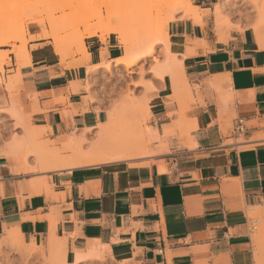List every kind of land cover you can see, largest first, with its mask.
Here are the masks:
<instances>
[{
  "label": "crops",
  "instance_id": "obj_1",
  "mask_svg": "<svg viewBox=\"0 0 264 264\" xmlns=\"http://www.w3.org/2000/svg\"><path fill=\"white\" fill-rule=\"evenodd\" d=\"M194 1L198 12H184L168 27L189 82L199 88L186 113L197 128L185 145L162 158L47 171L42 181L15 171L2 154L10 138L0 144V244L14 228L45 255L50 234L64 239L66 264L89 262H74L77 251L89 249L118 264H261L264 230L253 238L250 213L264 217V46L255 30L264 31V20L251 1L225 0L221 36L214 12L221 0ZM97 45L90 65L100 62ZM87 75L80 67L22 69L21 102L44 111L35 125L61 133L72 120L82 128L100 121V113L83 110ZM7 91L0 86L4 109L15 98ZM155 103L159 120L176 106ZM65 109L76 112L72 120ZM237 121L250 127L238 141L222 130Z\"/></svg>",
  "mask_w": 264,
  "mask_h": 264
},
{
  "label": "rangeland",
  "instance_id": "obj_2",
  "mask_svg": "<svg viewBox=\"0 0 264 264\" xmlns=\"http://www.w3.org/2000/svg\"><path fill=\"white\" fill-rule=\"evenodd\" d=\"M59 1L28 0L27 5L35 11H40V16L35 14V19L52 17L54 19L53 22H55H52V24L60 26L64 22L65 16L70 13L71 9L69 7L76 5V8H73L76 10L82 7L80 4H70L69 0ZM65 3L69 5L67 6ZM174 3V0H85V4L83 3V5L85 7L87 5V12L85 13L83 22L71 29L59 32L58 38L44 37V32L49 28H44L38 22L32 21L33 15H30L31 11L18 17L15 24V28L17 29L15 33L19 32V28L23 23L27 26V32L21 35L20 33L16 34L17 38L12 37L8 42H0V55L3 60V69H0L3 83L0 86L3 85L7 91L6 81L8 82L16 76L20 77V86L21 71L24 68H35L39 71H47L49 69L52 71L54 69L63 71L78 67L85 68L88 75L84 86L87 96L84 97L85 108L83 110L91 109L100 113L101 116V120L97 123L92 122L89 127L84 126L82 128L72 120L76 112H70L65 109L63 110V115L65 118L72 120V125L67 126L64 132H54L51 126H36L34 117L44 111L35 107L28 109L19 98L20 87L16 86L12 92L7 91V99H10V96L17 98L23 112L29 116L35 130L37 129L35 136L37 142L39 141L41 144L45 143L48 149L58 151L60 148L58 153L65 156L71 153L68 148V142L73 136L82 140V148L87 151L91 149L92 145L99 138L103 128L106 125L114 124L116 127L114 133L117 137L125 136L136 139L142 137L144 133H146V137L149 134L148 139L150 141L148 143L150 149L155 150L154 153H156L148 157H134L127 160L162 158L178 147L185 145L186 138L192 136L191 132L196 129L194 127L195 123L197 124L195 118L187 117L186 113L196 102L193 92L194 90L198 91L199 88L189 82L185 72L187 82L186 84H181L178 91L174 93L166 88L165 83L162 82L154 71L156 65L164 59V46L158 44L152 55L137 61L129 68L122 64L114 65V59L119 55L122 56L125 52L127 53L126 49L135 45L140 39H143L144 43H142L141 49H144L149 39L155 37L161 31L169 35V24L184 13L178 11L175 14V18L167 23L170 15L169 12ZM0 18H6V13L0 12ZM87 25H90L91 31H96V34L90 35L85 33L83 38L78 40V37L85 32ZM217 26L218 24H216V30ZM64 37H67V39H63ZM123 37L126 38V41ZM98 42L103 46L100 50V62L96 65H90L91 59L88 60L87 55H84L82 52L83 44L86 45L90 53L98 47ZM25 47H27V50H25ZM174 48L173 46V50L175 51ZM109 49H114L111 54ZM103 57L107 62H110L111 70H106L103 67ZM40 58H43V60L40 61ZM22 60L25 61V64L23 63L20 66L19 63ZM80 62L82 64L79 65ZM176 79L179 81L180 76L176 75ZM35 100L36 98H34ZM64 101V98L59 99L61 103ZM4 102H6L5 99L0 104V144L24 133V129L3 108ZM155 102L175 104L176 106L170 109L171 111L166 114V117L159 120L157 118L159 116H156L155 106L153 105ZM91 117L87 125L90 124ZM222 119L223 117L220 118V120ZM163 124H168L166 128L169 131L163 130L162 135L166 137L161 141L162 135L160 134L159 126L161 127ZM226 127L222 126V130L224 134L228 135L233 128L232 123L229 122ZM243 139L240 137L236 141ZM234 141V139H231L227 142ZM164 143L169 144V150L165 153L156 152L161 149V145ZM28 159V171L25 174L39 176L37 180L47 181V170L43 171L37 168L34 156H30ZM42 183L47 185L46 182ZM250 217L252 220H260V223H257L255 228H253V238L256 240L264 230V217L258 213H250ZM34 241L37 242L36 240H32L26 241L25 244L33 243ZM1 244L0 264H47L44 259V248L40 244V247L32 249L30 253L6 242L1 241ZM259 255L262 256L260 263L264 264V248H261ZM84 264L118 263L105 256L102 261H89Z\"/></svg>",
  "mask_w": 264,
  "mask_h": 264
},
{
  "label": "bare ground",
  "instance_id": "obj_3",
  "mask_svg": "<svg viewBox=\"0 0 264 264\" xmlns=\"http://www.w3.org/2000/svg\"><path fill=\"white\" fill-rule=\"evenodd\" d=\"M27 1L28 0H0V12L6 13V18H0V42H4V41L8 42L9 40L12 39V37L17 38L16 34L20 33L21 35L22 33L27 32V26L23 23L19 28V32L15 33V30H17L15 28L16 26L15 24L17 23L18 17L26 12L30 13L31 11L30 15H33L32 21L38 22V24L44 28H49L48 30L46 29L47 31H45L43 35L44 37H51V38H58L59 32L78 26L79 23L83 22V20L85 19V13L87 12L86 10L87 5L86 7L83 5V3L85 4V0H69V2H71L70 4H80L82 8H79L78 10L73 9L76 8V5L75 6L72 5L71 7H69L71 9L70 13L65 16V20L62 23V25L57 26L52 24V22L54 21L52 17L44 18V19H39V18L35 19L36 17L35 14H38L40 16V11L38 10L35 11L33 10L32 7H29V5H27ZM52 1L53 0H48V2H52ZM174 1L175 3L169 12L170 15L167 23H169L171 20L175 18V14L178 11L185 12L186 15H192V14H196L200 8L199 5H197L194 0H174ZM249 1H251L253 5H256V8L258 7V10L262 14L261 17L264 20V0H249ZM58 2L60 1L58 0ZM67 3L65 4L68 6L69 4ZM223 3L224 1L221 0L220 3H216L214 5V12L216 14V19L218 22L217 30L221 36H223L222 35L223 34L222 9L224 7ZM91 29H92L91 26L87 25L85 27V32L78 37V40L82 39L85 33L90 35L96 34V31H91ZM255 30L259 44L261 46H264V31L260 29V27H257ZM63 39H67V37H64ZM63 39L61 38V40ZM123 39H125L126 41L125 37H123ZM142 43H144L143 39H140L139 42L137 41L135 45L131 46L129 49H126L127 53L125 52V54H123L122 56L114 59V63H115L114 65L122 64L127 68H129L137 61L142 60L148 57L149 55H152V53H154L156 49V46L158 44H161L165 48L164 59L161 61V63L156 65L154 69L155 73L159 76L162 82L165 83L166 88L174 93L178 91V88H180L181 84H186L187 80L185 79V74H184L185 71L181 64L182 62L180 58H178L176 52L173 50L172 41L169 35L161 31L155 37L149 39V41L147 42V46L144 49H141ZM25 50H27V47H25ZM82 52L84 53V55L85 54L87 55L88 60L91 59L90 53L88 52V49L85 44H83ZM81 62L79 63V65L82 64ZM23 63L25 64V61L22 60V62L19 63V65L21 66ZM102 64L103 67L106 68V70L112 69L110 62H107L105 58L103 59ZM0 69H3V60L1 59V55H0ZM176 75L180 76L179 81L176 79ZM19 78H20L19 76H16L13 77V79H10L8 82L6 81L7 89L10 92H12L14 88L19 85ZM0 82H2L1 75H0ZM6 111L8 112L9 116L12 119L16 120L17 124L24 129V133L20 136L12 138V140L9 141V143H7L6 147L3 150V153L1 152L9 159L14 170L18 172L25 173L26 171H28L27 162L29 160L28 157L30 156H34L36 158L37 168L40 170L61 171L63 169H67L71 171L77 167L108 163L112 161L127 160L134 157H148L156 154L154 153L155 150L150 149L148 143L150 141L148 139L149 134L146 137V133H144L142 137L136 139H131L125 136L117 137L115 136L116 134L114 133L116 127L114 124H111V125H106L103 128L101 134L99 135V138L92 145L91 149L87 151H85L82 148L83 143L81 139H79L78 137L70 136L71 138L69 139L68 142V148L69 151H71V153L69 155L62 156L61 154L58 153L60 148L58 151L48 149L45 143L44 145L41 144L39 141L38 142L36 141L35 136L37 129L35 130V128L31 123V119L26 113L23 112L22 107L15 98L11 99L10 106L6 109ZM194 127L197 128L196 123ZM164 129L166 132L169 131L166 128L165 124H164ZM167 144L161 145L162 146L161 149L156 152L163 153L168 151ZM159 168L164 169V166L162 164H159ZM53 236L50 234V247L47 251L48 254L45 255L44 259L47 264H66V259H65L66 245L61 241V240L64 241V239L60 240V238L57 239ZM2 242H6L9 245L19 247L25 251H28V253H30L32 249L40 247L39 243L35 241L33 243L25 244L26 241L21 231L14 228L7 230L6 235L3 237ZM104 258H105L104 251L89 249L85 253L77 251L74 262L75 261L78 262L81 260H85L84 262H86L87 260L91 262L97 260L102 261Z\"/></svg>",
  "mask_w": 264,
  "mask_h": 264
},
{
  "label": "built area",
  "instance_id": "obj_4",
  "mask_svg": "<svg viewBox=\"0 0 264 264\" xmlns=\"http://www.w3.org/2000/svg\"><path fill=\"white\" fill-rule=\"evenodd\" d=\"M250 129L249 126L243 124L241 121H237V123H235L233 125V128L231 130V135L232 137L234 138H244L245 137V134L247 133V131ZM258 223V220H252L251 217H250V225L252 227V230L253 228H255V226L257 225Z\"/></svg>",
  "mask_w": 264,
  "mask_h": 264
}]
</instances>
